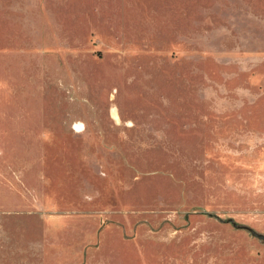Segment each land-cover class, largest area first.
<instances>
[{
    "label": "rangeland",
    "instance_id": "rangeland-1",
    "mask_svg": "<svg viewBox=\"0 0 264 264\" xmlns=\"http://www.w3.org/2000/svg\"><path fill=\"white\" fill-rule=\"evenodd\" d=\"M229 219L264 234V0H0V264H264Z\"/></svg>",
    "mask_w": 264,
    "mask_h": 264
},
{
    "label": "water",
    "instance_id": "water-1",
    "mask_svg": "<svg viewBox=\"0 0 264 264\" xmlns=\"http://www.w3.org/2000/svg\"><path fill=\"white\" fill-rule=\"evenodd\" d=\"M229 223H232L234 227L236 228H241V229H245L248 230L254 237L264 241V234L258 233L255 230H253L252 228L248 227V226H239L237 223L234 222L233 219H229L228 220Z\"/></svg>",
    "mask_w": 264,
    "mask_h": 264
},
{
    "label": "bare ground",
    "instance_id": "bare-ground-1",
    "mask_svg": "<svg viewBox=\"0 0 264 264\" xmlns=\"http://www.w3.org/2000/svg\"><path fill=\"white\" fill-rule=\"evenodd\" d=\"M5 135V134H4Z\"/></svg>",
    "mask_w": 264,
    "mask_h": 264
}]
</instances>
